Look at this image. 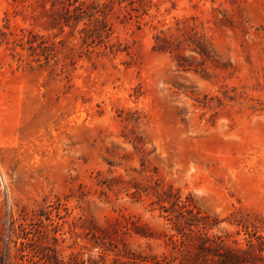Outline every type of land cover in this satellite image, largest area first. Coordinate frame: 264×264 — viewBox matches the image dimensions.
<instances>
[{
  "label": "rangeland",
  "instance_id": "obj_1",
  "mask_svg": "<svg viewBox=\"0 0 264 264\" xmlns=\"http://www.w3.org/2000/svg\"><path fill=\"white\" fill-rule=\"evenodd\" d=\"M0 264H264V0H0Z\"/></svg>",
  "mask_w": 264,
  "mask_h": 264
}]
</instances>
